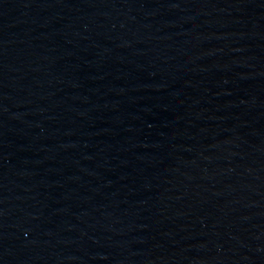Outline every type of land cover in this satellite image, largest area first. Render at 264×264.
I'll return each mask as SVG.
<instances>
[{
    "label": "water",
    "instance_id": "95a60500",
    "mask_svg": "<svg viewBox=\"0 0 264 264\" xmlns=\"http://www.w3.org/2000/svg\"><path fill=\"white\" fill-rule=\"evenodd\" d=\"M0 264H264V0H0Z\"/></svg>",
    "mask_w": 264,
    "mask_h": 264
}]
</instances>
